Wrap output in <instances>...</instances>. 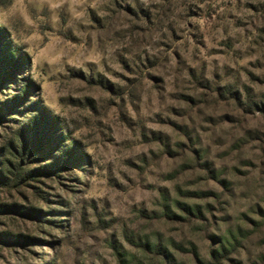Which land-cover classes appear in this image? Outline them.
<instances>
[{
    "label": "rangeland",
    "instance_id": "1",
    "mask_svg": "<svg viewBox=\"0 0 264 264\" xmlns=\"http://www.w3.org/2000/svg\"><path fill=\"white\" fill-rule=\"evenodd\" d=\"M0 26V58L24 54L13 78L0 73L13 80L0 102L33 85L32 102L0 119L1 153L12 140L14 173L43 174L0 189L12 210L0 215V264H161L145 241L183 264H196L193 243L207 261L206 223L159 218L179 189L225 194L208 216L243 246L223 264H264V227L253 230L264 221V119L228 97L264 104V0H0ZM42 108L55 125L37 151L18 128ZM59 134L85 156L48 173L67 144Z\"/></svg>",
    "mask_w": 264,
    "mask_h": 264
},
{
    "label": "trees",
    "instance_id": "2",
    "mask_svg": "<svg viewBox=\"0 0 264 264\" xmlns=\"http://www.w3.org/2000/svg\"><path fill=\"white\" fill-rule=\"evenodd\" d=\"M5 35L6 29L0 26V39H2ZM23 58L24 54L19 48L9 47L5 55L0 58V73L5 76L11 75V78H13L18 70L24 68ZM2 75L0 76V79H2ZM12 83V79L7 81L0 80V92H3V90L7 91L10 87L9 85ZM14 86L16 87V94L12 95L9 99H6L4 103L0 102V119L5 118L12 112L20 113V111L23 110L21 109L23 103L27 101L30 103L32 102V99L30 98L33 92L32 83H28L20 87H17L18 85ZM228 94L229 99H231L237 107H255L264 119V104L253 103L248 96L244 99L237 92L232 91ZM30 105L31 104H28L25 108L28 110L31 107ZM49 125H55V120L48 115V112L44 108L37 111L33 116H30L27 120V124H24L22 129L18 128V130H21L24 133H30V136L26 138L25 136L27 134H25L23 138L25 146L27 145L28 139V141L32 143L35 150L44 151L45 142H43V138L47 136L46 131L48 130ZM29 137H31L30 140ZM59 138V144H67H64L65 150L60 158L61 160L58 162L56 161L54 165L48 167V173L56 174L61 171L67 172L74 161H79L80 157L85 156L80 149V144L76 140H69L64 137L63 134H59ZM9 143L10 145L6 144L4 147V150L8 148V154H2L1 152L3 149H0V189L6 191L21 187L28 181L37 180L43 176V174H39L36 171L31 172L26 176L16 175L13 171L12 159L7 157L17 158L16 156H19L17 154L18 149L12 144V140ZM182 146L184 148L186 147L185 145ZM164 149L166 153L172 154L168 143H166ZM189 150L194 166L200 167L205 172L206 176L212 177L213 171L211 165L204 160V156L201 153L202 151L194 147L189 148ZM81 162L84 166H91L89 159L82 158ZM219 183L222 185L224 184L223 181H220ZM224 196V193H216L213 191L188 190L182 192L180 189L178 190V197L176 198L170 199L169 197L167 198L166 196H163L161 202L163 210L161 215H159V218L164 217L173 222H184L188 224L206 223V231L209 233L208 237L211 241L212 248L209 253V259L205 261L202 259L195 244L191 243L192 248L189 253L192 254L196 264H223L226 261H230L231 256L236 254L243 246V241H240L238 235L233 233L232 230H228L223 233L216 228L215 223L211 224L208 214L213 215V212L218 209L216 206H219V210H222L221 207L224 203ZM201 202H205L204 207ZM10 213H12V210L8 209L6 206L0 205V215H7ZM263 222H253L254 233L260 232L263 229ZM238 229L239 232H241V228ZM0 241H2L1 235ZM138 246L141 248L142 252L144 251L146 253L150 251L154 253L159 258V262L161 264H183L177 263L175 254L171 249L172 246L169 244L164 245L161 242L151 244L148 241H145L143 244H139Z\"/></svg>",
    "mask_w": 264,
    "mask_h": 264
}]
</instances>
